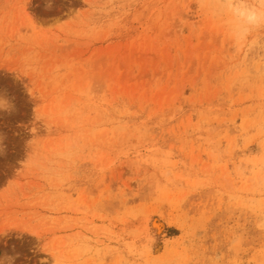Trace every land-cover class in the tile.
Instances as JSON below:
<instances>
[{
	"label": "rangeland",
	"instance_id": "1",
	"mask_svg": "<svg viewBox=\"0 0 264 264\" xmlns=\"http://www.w3.org/2000/svg\"><path fill=\"white\" fill-rule=\"evenodd\" d=\"M212 5L0 0V257L264 264V31Z\"/></svg>",
	"mask_w": 264,
	"mask_h": 264
},
{
	"label": "clouds",
	"instance_id": "2",
	"mask_svg": "<svg viewBox=\"0 0 264 264\" xmlns=\"http://www.w3.org/2000/svg\"><path fill=\"white\" fill-rule=\"evenodd\" d=\"M212 13L225 22L237 50L249 43L253 33L264 31V0H213ZM13 108L11 101L0 94V111L10 112ZM14 259L12 256L0 257V264H14Z\"/></svg>",
	"mask_w": 264,
	"mask_h": 264
}]
</instances>
